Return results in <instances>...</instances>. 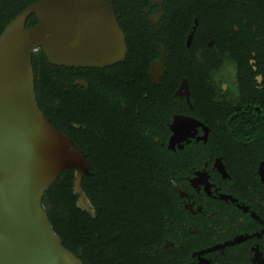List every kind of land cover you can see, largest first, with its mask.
Wrapping results in <instances>:
<instances>
[{"label": "flooded vegetation", "instance_id": "obj_1", "mask_svg": "<svg viewBox=\"0 0 264 264\" xmlns=\"http://www.w3.org/2000/svg\"><path fill=\"white\" fill-rule=\"evenodd\" d=\"M37 1L0 0V15ZM106 1L124 60L50 64L61 85L34 83L36 100L78 147L95 113L117 101L140 128L137 143L164 155L175 212L155 234L86 241L73 253L83 264H264V0Z\"/></svg>", "mask_w": 264, "mask_h": 264}, {"label": "water", "instance_id": "obj_2", "mask_svg": "<svg viewBox=\"0 0 264 264\" xmlns=\"http://www.w3.org/2000/svg\"><path fill=\"white\" fill-rule=\"evenodd\" d=\"M30 15L36 24L26 27ZM39 49L52 65L102 68L124 60L125 36L106 0H39L0 32V264H83L53 230L43 196L73 169L75 204L93 215L81 188L91 165L38 106L31 58Z\"/></svg>", "mask_w": 264, "mask_h": 264}, {"label": "trees", "instance_id": "obj_3", "mask_svg": "<svg viewBox=\"0 0 264 264\" xmlns=\"http://www.w3.org/2000/svg\"><path fill=\"white\" fill-rule=\"evenodd\" d=\"M5 5L16 4L5 2ZM27 5V2L17 4L10 14L0 15V32ZM35 23L36 19L30 15L25 26ZM40 57L44 70L54 68ZM31 62L36 87L42 80L47 91L53 78L61 85L62 76L56 71L46 69L47 73L37 69V55H32ZM120 110L117 101L107 109H99L95 121L87 127L86 143H77L91 165L90 173L81 180V188L94 207V214L82 211L75 204L73 169L62 171L43 196L53 230L74 253L86 241L119 238L129 243L136 237L155 234L158 223L175 212L164 155L151 144L137 143L141 141L140 128H134L130 118L122 116Z\"/></svg>", "mask_w": 264, "mask_h": 264}]
</instances>
